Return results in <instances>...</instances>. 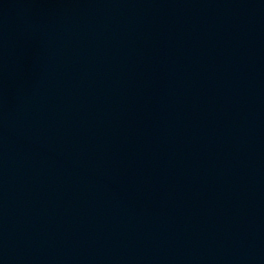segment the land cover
Returning <instances> with one entry per match:
<instances>
[{
  "label": "water",
  "instance_id": "water-1",
  "mask_svg": "<svg viewBox=\"0 0 264 264\" xmlns=\"http://www.w3.org/2000/svg\"><path fill=\"white\" fill-rule=\"evenodd\" d=\"M0 264H264V0H0Z\"/></svg>",
  "mask_w": 264,
  "mask_h": 264
}]
</instances>
